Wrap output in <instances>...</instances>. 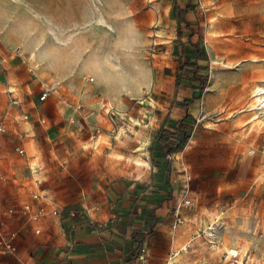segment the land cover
Returning <instances> with one entry per match:
<instances>
[{
	"label": "rangeland",
	"instance_id": "obj_1",
	"mask_svg": "<svg viewBox=\"0 0 264 264\" xmlns=\"http://www.w3.org/2000/svg\"><path fill=\"white\" fill-rule=\"evenodd\" d=\"M159 1L0 0V116L15 89L23 108L11 113L24 109L31 120L2 135L1 233L53 223L65 206L82 212L100 181L145 184L159 172L148 159L158 127L173 101L184 106L198 88L174 86L176 23ZM195 2L208 82L190 105L192 137L171 156L169 224L178 202L190 206L177 231L170 227L179 241L164 264L178 255L174 264H264V0ZM220 44L231 52L216 53ZM43 84L62 98L41 103Z\"/></svg>",
	"mask_w": 264,
	"mask_h": 264
},
{
	"label": "crops",
	"instance_id": "obj_2",
	"mask_svg": "<svg viewBox=\"0 0 264 264\" xmlns=\"http://www.w3.org/2000/svg\"><path fill=\"white\" fill-rule=\"evenodd\" d=\"M151 1L153 2L150 0V3ZM175 1L160 0L156 4L161 6L164 4L167 14L172 15ZM188 3L189 0H178L181 9H184ZM193 3L196 4L195 0ZM196 9L197 7L195 11ZM195 11L187 16L189 21L194 22L192 23L193 29L198 27L194 18ZM172 20L176 23L175 39L178 41L176 54L180 58L181 42L177 33V20L173 16ZM159 23L160 20L157 25ZM44 86L43 84L42 90ZM10 91H13L17 97L18 92L15 89H9L8 94ZM51 97L62 98L60 94L52 95L49 99ZM22 104L23 102H21V108H23ZM21 111L26 114L24 109ZM189 112L191 113L190 110ZM169 114L171 119L183 117L185 105L173 101L158 127L157 136L161 127L164 128L167 124L174 122L168 119ZM11 115L19 117L14 113ZM9 125L27 127L31 125V120L29 118L28 123H23L18 119L7 126ZM83 127L90 128L89 121H84ZM22 158L27 159V155ZM148 159L151 160V151ZM33 168L35 169V164ZM37 182V187H39L42 182L38 179ZM161 184L152 179L144 184L119 177L95 183L97 188L91 190L88 196L83 198L84 202L81 204L83 211L76 210L75 217L72 216L74 209H68V206H65L62 212H54L57 217L52 216L53 223L50 218H47L42 223L29 224L28 222L14 229L11 235L16 234L13 241L15 254H10L0 247V264H141V261L135 258L137 245L133 243V240L136 239L144 240L145 258L148 264H164L168 255L173 254L174 243L176 244L179 240L171 233L170 227L173 221L169 224V217H167V212L170 211L169 208L172 207L174 200L160 205L163 196L153 192L155 185L158 187ZM41 195H45V191H42ZM153 216L159 221L150 233H145L147 223ZM9 217L14 219L15 215L10 213ZM37 230H40L39 234H36ZM182 263L185 264V262Z\"/></svg>",
	"mask_w": 264,
	"mask_h": 264
},
{
	"label": "trees",
	"instance_id": "obj_3",
	"mask_svg": "<svg viewBox=\"0 0 264 264\" xmlns=\"http://www.w3.org/2000/svg\"><path fill=\"white\" fill-rule=\"evenodd\" d=\"M193 1L189 0L184 9L180 8L178 0L173 5L172 16L177 20V33L181 42V55L175 86L179 91H187L189 89L186 83L197 85L198 88L193 91L192 98L185 101V115L183 117L171 119L170 114L168 115V119L174 122L167 124L164 128H160L151 148V162L159 170L158 173L152 176V180L162 183L153 190V192L163 196L160 200V205L163 203L168 204L174 200V186L170 178L171 156L191 139L197 119L189 112L190 105L195 100H201L208 82L206 77L199 75L202 70L200 62L206 61V54L201 42L198 40V31L192 28V23L194 22L187 19L188 14L195 11L196 4ZM197 94L199 95L197 96ZM76 215L75 213L74 217ZM158 221L159 219L155 216L151 217L150 222L147 223V231L145 233H150ZM133 243L137 245L135 258L139 259L145 249L144 240L136 239L133 240Z\"/></svg>",
	"mask_w": 264,
	"mask_h": 264
},
{
	"label": "built area",
	"instance_id": "obj_4",
	"mask_svg": "<svg viewBox=\"0 0 264 264\" xmlns=\"http://www.w3.org/2000/svg\"><path fill=\"white\" fill-rule=\"evenodd\" d=\"M58 91L51 86H44L41 95L39 97L40 102H45L49 99L50 96L52 95H58ZM9 106L8 109L0 116V150L4 147V140H3V133L6 132L7 129V125L9 123L12 122H16L18 119H20L23 123H28L29 122V116L25 113H22L21 115H19L18 118L14 117L11 115L10 111L12 108H14L17 105H20L21 102L18 100L17 97H15L14 92L10 91L9 92ZM81 109V107L79 108ZM83 112H85V109H82ZM108 114H109V119L110 121H114L119 115V113H117V111H115V109H109L108 110ZM18 153L22 156V157H26V151L24 149H18ZM33 198L35 199L36 202L40 201V196L39 195H34ZM190 206V201H183V202H178L177 205H175L174 209H173V217H174V221L171 225L172 230H177L178 227L183 224V219L181 217V208L182 207H188ZM24 210L26 211V213L31 214L32 213V207L31 205H26L24 207ZM10 213H12V211H10ZM41 215L40 212H37L35 214H32V217L34 218H38ZM75 213H72V216H74ZM37 234L40 233V230L36 231ZM16 234L10 235V236H6L3 233H0V247L10 253V254H15V247L13 244L14 238H15ZM139 260L141 261V264H148V262H146V258H145V249L143 250L142 254L139 257ZM183 264V263H181Z\"/></svg>",
	"mask_w": 264,
	"mask_h": 264
},
{
	"label": "bare ground",
	"instance_id": "obj_5",
	"mask_svg": "<svg viewBox=\"0 0 264 264\" xmlns=\"http://www.w3.org/2000/svg\"><path fill=\"white\" fill-rule=\"evenodd\" d=\"M152 2V1H151ZM216 17V16H215ZM219 19V18H218ZM211 25H215V24H217L216 22H215V19H212L211 21ZM230 22V21H229ZM221 24V23H220ZM219 24V25H220ZM224 24V23H223ZM212 27V26H211ZM224 28H225V26H224ZM229 28H230V26H229ZM233 29V28H232ZM232 29H230V30H232ZM226 32V31H225ZM228 32V31H227ZM231 32V31H230ZM212 48H213V50L216 52V53H221V54H223L224 52H231V50H232V47L231 46H226V45H223V44H220L219 46H212ZM227 70H229V69H227ZM260 93L261 94H264V90H260ZM262 105H263V107H264V100L262 101V103H261ZM146 145V144H145ZM181 248H182V250H185L186 249V247L183 245V246H181ZM180 250V249H179ZM178 250V251H179ZM181 250V251H182ZM179 256V255H178ZM178 256H176V257H174V258H172L171 260H170V264H174V263H176V260L178 259L177 257Z\"/></svg>",
	"mask_w": 264,
	"mask_h": 264
}]
</instances>
